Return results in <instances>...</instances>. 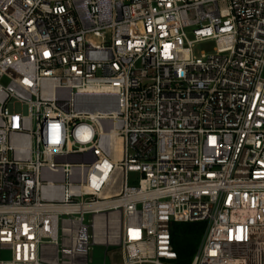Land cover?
<instances>
[{
	"label": "built area",
	"instance_id": "2783aa9c",
	"mask_svg": "<svg viewBox=\"0 0 264 264\" xmlns=\"http://www.w3.org/2000/svg\"><path fill=\"white\" fill-rule=\"evenodd\" d=\"M191 222V264H264V0H0V264H166Z\"/></svg>",
	"mask_w": 264,
	"mask_h": 264
},
{
	"label": "trees",
	"instance_id": "16d2710c",
	"mask_svg": "<svg viewBox=\"0 0 264 264\" xmlns=\"http://www.w3.org/2000/svg\"><path fill=\"white\" fill-rule=\"evenodd\" d=\"M206 222L174 223L172 242L179 264H191L206 231Z\"/></svg>",
	"mask_w": 264,
	"mask_h": 264
},
{
	"label": "rangeland",
	"instance_id": "374dc122",
	"mask_svg": "<svg viewBox=\"0 0 264 264\" xmlns=\"http://www.w3.org/2000/svg\"><path fill=\"white\" fill-rule=\"evenodd\" d=\"M215 41H205V42H200L198 43L195 48L194 52L195 54L202 55V53H207V54H214L215 53ZM11 109L14 108V105L10 104L9 106ZM15 109L18 112H24L25 114H28V106L24 105L22 106L20 103H17L15 105ZM139 181V174L137 172H131L129 174V183L130 185H138ZM115 249V247H110L108 250V257L106 256V246L103 245H95L93 247L90 259H91V264H104L105 258H107V263H111L112 259L110 257L112 251ZM166 264H179L178 261L176 260H170L166 261Z\"/></svg>",
	"mask_w": 264,
	"mask_h": 264
},
{
	"label": "bare ground",
	"instance_id": "6f19581e",
	"mask_svg": "<svg viewBox=\"0 0 264 264\" xmlns=\"http://www.w3.org/2000/svg\"><path fill=\"white\" fill-rule=\"evenodd\" d=\"M116 149H117L116 157H121V152H120L121 144H120V142L117 144V148ZM89 189H92V188L90 187Z\"/></svg>",
	"mask_w": 264,
	"mask_h": 264
}]
</instances>
